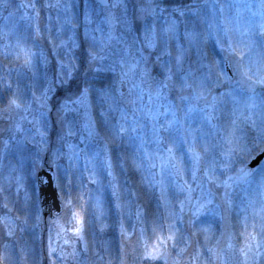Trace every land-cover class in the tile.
<instances>
[{
  "label": "snow or ice",
  "instance_id": "obj_1",
  "mask_svg": "<svg viewBox=\"0 0 264 264\" xmlns=\"http://www.w3.org/2000/svg\"><path fill=\"white\" fill-rule=\"evenodd\" d=\"M75 8L74 0H0V264H264V0H99V10L85 0L83 44ZM42 42L55 69L37 95L21 79L35 77L38 61L53 63ZM53 110L60 146L50 149ZM30 143L39 184L41 152L51 151L45 163L57 170L59 202L46 207L21 172ZM9 155L18 162L5 165ZM101 171L115 239L100 238L111 226L88 187L100 185ZM145 195L155 196L151 213L139 203Z\"/></svg>",
  "mask_w": 264,
  "mask_h": 264
},
{
  "label": "rangeland",
  "instance_id": "obj_2",
  "mask_svg": "<svg viewBox=\"0 0 264 264\" xmlns=\"http://www.w3.org/2000/svg\"><path fill=\"white\" fill-rule=\"evenodd\" d=\"M21 2V0H11V3L13 6L19 4ZM75 4H76V8L74 9L78 15H79V20L81 21V28L78 30L77 32V39L79 42H81L82 44L84 43V36H83V13H84V2L85 0H74ZM186 2H191V0H186ZM88 3L91 4L93 7H95L97 10H99V4H97L95 1L93 0H88ZM129 3H131V0H129ZM11 10V9H9ZM3 15H7V11H5L3 13ZM19 15H21V13H19ZM52 15L53 17H55L56 12L55 10L52 11ZM16 19V18H15ZM47 12L46 11H42L41 12V18H40V26L41 28L44 27V25L47 23ZM5 21L3 20L2 17H0V25L4 24ZM53 24L55 25V20H53ZM24 26V22L23 24L20 26V28L22 29ZM64 38H67V33H65ZM83 39V40H82ZM213 46V39L209 36L208 37V44L207 47L209 49V51H211ZM40 47L43 48V50L45 51L46 54L49 55L50 59H53V63L49 64L47 68H45V66L43 65V63L41 62H37V67H36V75L35 77H33L31 75V73L27 74V76L23 77L21 79V86L24 87L26 85H28L30 82L33 83L36 87V92L37 95H40V92L42 91L43 87L45 86V73L47 72L48 77H51L53 74V71L55 69V64H54V58L51 56L50 53V48L49 46L46 44V42H42L40 44ZM77 50H82L83 48L77 49ZM80 52L79 55L77 56V54L75 53L77 59V62L80 63L83 59V56L85 55V53ZM192 59L195 60L196 59V55H195V50H193L192 53ZM124 91L127 92V86H125ZM59 95H63V93H59ZM33 108L34 109H38L39 106L37 104H33ZM36 114L38 115L39 112L37 111ZM94 116L97 120V122L100 121V116H99V111L98 109H96V111L94 112ZM69 120L73 119V116L70 114L68 117ZM24 127L27 128H32V125H29L27 123L24 124ZM79 128V125H77V129ZM47 132H48V139L50 141L49 144V148H55V147H59L60 144L57 142V136L60 134V126L56 123V113L55 110L52 111V113L49 115L48 119H47V128H46ZM35 130L33 129V132ZM37 141L39 140V136L36 137ZM78 141V137L74 138L72 140V142H77ZM80 147H84L83 144L80 145ZM151 147V146H150ZM66 151V149H64ZM96 150L95 146H91V149L89 148L88 150V155L91 156L93 154V152ZM122 150L126 151V153L131 154L130 152V147L125 146ZM37 151V146L35 144H28L26 146V150L24 151L23 155L25 157L24 161H23V168L21 169L22 174L25 176V186L29 189V191L31 192L32 190V185L34 183H36V177L31 175L32 169H33V162H32V156L36 153ZM117 149L114 151V155L116 156L117 153ZM113 154V152H112ZM113 155V156H114ZM41 156V167H39L37 169V171H39L42 167L47 166V163H45V160L49 159L51 157V151H47V152H41L40 153ZM9 161H11L12 163H17L18 162V156H12L9 155L8 157L4 158V160L2 161L5 165H7L9 163ZM97 163H99V159L96 161ZM68 160L66 157L61 158V160L59 161V164L61 165L60 168V175L63 176L64 174V168L68 166ZM84 164H85V159H84V154H81V157L79 159V161H74L73 162V172L75 173V175H80L83 172L84 169ZM91 166V165H89ZM56 172V168L55 166L52 167ZM36 171V174H37ZM118 171L121 173L120 168L118 167ZM100 176V180L101 183L99 186L97 185H88V187L91 189V191L93 192V194H91L93 196V198L99 196L101 198V201L103 202L104 208L106 210V215L104 217V222L107 223L108 225H110L111 227H109L106 232L103 234L102 237L103 239H115L118 238V232L115 229V223H116V219H117V213L116 210L113 206V200L112 198L110 199V203H106L104 197L101 195V193H103L104 187L107 189L108 186L106 185V181L107 179L104 180V178L102 177L101 172L98 173ZM84 175L86 176L87 174L84 173ZM85 183H87V181L85 180ZM121 184V181H120ZM59 192V189H58ZM21 197H23L24 193L23 191L21 192ZM36 195L38 196V192L36 190ZM156 195H158V192L156 193ZM139 203L141 205H143L144 208L147 209V211L149 213L155 211V207H156V199L155 196H150V195H145L142 197V199L139 201ZM133 211H135V206H133ZM127 211V209H126ZM47 220L45 219V223L42 225L43 229H44V238H45V244H46V237H47ZM25 238L26 239H30L29 234H25Z\"/></svg>",
  "mask_w": 264,
  "mask_h": 264
},
{
  "label": "water",
  "instance_id": "obj_3",
  "mask_svg": "<svg viewBox=\"0 0 264 264\" xmlns=\"http://www.w3.org/2000/svg\"><path fill=\"white\" fill-rule=\"evenodd\" d=\"M95 1L99 3V0ZM37 176L46 181V183L43 184H39V181H37V184H39L38 193L42 202L41 206L46 207L47 204L52 203L54 199L59 202V193L55 184L53 169L44 167L38 172ZM45 217H47V215H45Z\"/></svg>",
  "mask_w": 264,
  "mask_h": 264
},
{
  "label": "trees",
  "instance_id": "obj_4",
  "mask_svg": "<svg viewBox=\"0 0 264 264\" xmlns=\"http://www.w3.org/2000/svg\"><path fill=\"white\" fill-rule=\"evenodd\" d=\"M19 13H16V20L18 21V19H19ZM23 24V21H19V27L21 26ZM83 40V39H82ZM83 48V47H82ZM82 50H76V54H77V56L79 55V53L81 52ZM83 53H84V49H83V51H82ZM90 149H91V146H90ZM116 149L115 148H113V154H112V156L114 155V151H115ZM133 151V149L130 147V152H132ZM113 163H114V173L116 174V176L118 177V180H119V182L121 181V185H123L124 184V175L122 174V173H120L119 171H118V161L116 160V156L114 155L113 156ZM101 174H102V177L104 178V180L105 179H107V181H106V185L108 186V182H109V177H107V175H106V172H103V171H101ZM130 175H131V177H132V179L134 180V181H138L139 180V173H134V174H131L130 173ZM91 194H93V192L91 191ZM101 195L104 197V199H105V202L106 203H110V199L112 198V196H111V188L108 186V188L106 189L105 187H104V190H103V193H101ZM112 200H113V198H112Z\"/></svg>",
  "mask_w": 264,
  "mask_h": 264
}]
</instances>
